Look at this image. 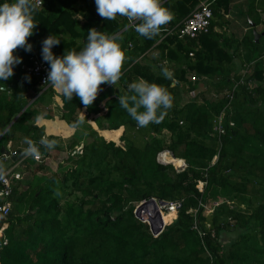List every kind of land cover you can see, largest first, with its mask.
Segmentation results:
<instances>
[{"label":"trees","instance_id":"16d2710c","mask_svg":"<svg viewBox=\"0 0 264 264\" xmlns=\"http://www.w3.org/2000/svg\"><path fill=\"white\" fill-rule=\"evenodd\" d=\"M57 1L61 10L36 7L37 27L27 40L32 50H15L22 62L0 81V155L5 157L2 146L26 137L50 155L39 144L45 129L33 121L44 112L47 95H59L63 117L87 141L80 149L76 141L60 174H46L44 165H31L33 158L23 155L19 169L30 177L13 188L10 213L0 217L8 224V243L2 246L0 237V264H264V46L252 33L241 40L226 34V15L238 0H211L210 31L196 38L181 36L180 26L205 0H160L173 19L152 39L125 17L99 16L95 0ZM5 2L11 0H0ZM248 14L247 23L257 25ZM92 28L112 37L126 59L118 83L109 90L102 84L85 108L77 96L68 100L40 85L26 68L36 56L43 59L42 41L49 35L60 40L52 48L59 58L81 51ZM242 51L246 66L240 73ZM165 67L172 79L163 76ZM140 78L174 98L164 119L147 127H138L119 105V96L134 94L128 86ZM18 82L25 88H8ZM90 117L109 132L99 134ZM163 151L183 159L186 168L160 162ZM151 199L183 201L159 235L134 212L136 203Z\"/></svg>","mask_w":264,"mask_h":264},{"label":"clouds","instance_id":"9594fccd","mask_svg":"<svg viewBox=\"0 0 264 264\" xmlns=\"http://www.w3.org/2000/svg\"><path fill=\"white\" fill-rule=\"evenodd\" d=\"M95 5L102 18L109 21L115 20L118 15L125 17L135 31L147 39L159 35L162 27L173 19L168 9L161 6L160 0H95ZM36 6L34 0H11L0 4V81L11 78L14 66L22 62L14 55L15 50H32L27 40L37 27L33 18ZM59 43L60 40L53 35L42 41V58L50 65L45 85L56 89L66 99L72 100L75 95L88 108L96 100L102 84L116 85L120 80L126 57L112 37L92 28L81 51L65 52L58 58L52 53V48ZM162 74L166 79H172L174 75L166 67L162 69ZM128 87L134 94L120 95L119 105L138 127L160 123L173 106L172 95L158 84L140 78ZM43 119V114L35 117L37 124ZM24 143L28 145L24 155L40 159L42 154L36 143L27 137ZM39 144L50 150L56 146V141L41 137Z\"/></svg>","mask_w":264,"mask_h":264},{"label":"crops","instance_id":"0c3cea01","mask_svg":"<svg viewBox=\"0 0 264 264\" xmlns=\"http://www.w3.org/2000/svg\"><path fill=\"white\" fill-rule=\"evenodd\" d=\"M165 1L167 0H162L161 3ZM45 5L47 7H52L56 10H61L63 7L62 3H60L57 0H53L51 2L47 1ZM78 7L80 9H83L85 7L84 2L79 3ZM248 13H251L252 18L255 19L256 22H258L257 25L247 23L248 21L247 19L249 15ZM78 15L80 18L82 17L80 14ZM226 17L228 21L224 26L225 30H226V27L230 26L232 29L233 28L232 26H237L234 22H238L237 32L239 33V35L235 34L236 31H232L231 29L230 31L234 33L239 38V40L243 39L245 36L249 35L250 33L254 35V31L258 32L261 35L260 39H262V37L264 36V0H253V3H252V0H238L236 1L235 5L230 9ZM252 27H253V30H252ZM244 51L240 52V54L238 55V60H239L238 63L242 64L241 67H239L240 73L245 72L244 67L246 66V63H245L244 57H242V55L244 54ZM261 62L262 63L260 64V67L264 69V60L262 59ZM110 86L111 85L106 86L103 90H106V89L109 90ZM34 99L35 98H32L31 101H33ZM51 99H52V104L47 105L46 102L48 100L50 101ZM42 109L44 111L42 113L44 116V119L41 120L38 124L36 120H33V121H35V124L45 129V135L47 138L52 137L50 138V140L56 141V146L53 149H50V150L48 149L50 152V155L44 157V159L49 163V165H51L53 164V161H54L53 159L55 158L60 159V157L63 158V156H68V154L71 153L72 149L74 148L73 146L76 145L75 143H77L76 141H80L79 135L81 134L80 133L81 128L76 129L70 122H68L67 119L63 117L64 114L62 110V101L58 94L47 95L45 104H42ZM46 114H49L50 116ZM85 114L86 112L82 111L80 113V119L84 118ZM87 122L90 123L93 129L99 132V134L102 132L103 133L109 132L108 130H100L96 122L92 121L91 117L89 118ZM10 125L8 126V128L10 127ZM24 144H25L24 141L20 140L12 144L11 146L13 147L16 146L17 151L18 150L23 151L22 148ZM82 145L83 143H81L80 141V144L77 145L75 148L79 149L80 146ZM56 155L58 157H56ZM16 162L17 160L14 161L11 157L1 159L0 166H2V170H0V173L9 167L7 165H15ZM31 165H41V163L36 162L34 159H31Z\"/></svg>","mask_w":264,"mask_h":264},{"label":"built area","instance_id":"2783aa9c","mask_svg":"<svg viewBox=\"0 0 264 264\" xmlns=\"http://www.w3.org/2000/svg\"><path fill=\"white\" fill-rule=\"evenodd\" d=\"M47 0H34V3H36V7L41 8L45 5ZM212 1L211 0H205L200 3V5L194 9L181 23L180 26V35L181 36H188L191 38H196L198 35L202 33H208L211 28V20L213 17L212 12ZM28 74L32 75L36 79L39 80L40 85H45V81L48 75V72L50 71V65L48 62H45L43 59L39 57L33 58V64L31 66H28L26 68ZM192 81H197V76H192ZM218 130L220 132H223V127L221 125V122L217 126ZM9 150V147H8ZM10 151V150H9ZM10 154L13 155H0V161L3 158H8L11 156H17V151H10ZM42 154V153H41ZM24 158L17 159V162L15 165H10L8 168H6L4 171L0 173V217L1 219H5L11 210V201L9 200V197L13 191V188L19 184V182L23 179V173L20 171V166L22 163V160ZM35 161H42L44 159L43 154L41 155L40 159H35ZM203 189V183H201ZM158 205L155 208L153 206L152 208V216H149L152 218L151 222L153 221L155 223V227L158 229V231H152L154 235H159L163 229L165 228L166 224H161L158 221L159 217L156 216L157 212L160 213H171L175 212L178 214L179 210L183 206V201H173L168 202L164 204H160L158 200H156ZM147 201H143L140 206L137 207V210L135 209V214L137 218L142 222H148L149 225H151V222H149L148 219L144 218V216H147L144 214L146 210H148V206L150 204L146 203ZM177 217V215H176ZM175 217V219H176ZM174 219V220H175ZM173 220V221H174ZM8 224L0 221V237L2 238L1 245L4 246L8 243L7 238L4 236V230L7 228ZM160 230V231H159Z\"/></svg>","mask_w":264,"mask_h":264},{"label":"rangeland","instance_id":"374dc122","mask_svg":"<svg viewBox=\"0 0 264 264\" xmlns=\"http://www.w3.org/2000/svg\"><path fill=\"white\" fill-rule=\"evenodd\" d=\"M233 20V19H232ZM234 21V20H233ZM237 26H238V22H234ZM237 26H232L233 28L231 29V27L229 26V27H226V30H225V32H226V34L227 35H229V34H233L231 31H230V29L232 30V31H236V35H239V33L237 32ZM261 41H262V45L264 46V36L262 37V39H261ZM194 74H189L188 75V78L190 79V80H192V76H193ZM117 91H119L120 90V87L119 86H117L116 88H115ZM49 97V96H48ZM185 101V100H184ZM47 103V105L49 104V105H51L52 104V99L49 101H47L46 102ZM45 104V103H44ZM101 130V129H100ZM81 134L82 133H84V131L81 129V132H80ZM84 135H86L85 133H84ZM83 135V136H84ZM82 142L81 143H85L86 141H87V138H86V136H84V137H82V140H81ZM14 144V143H13ZM28 147V145L27 144H24V146H23V148H22V150L24 151L26 148ZM82 146H80V148H81ZM17 147L16 146H10L9 147V150L11 151V152H13V151H17V149H16ZM79 148V149H80ZM161 154V153H160ZM160 154H159V156H158V159H160ZM10 155H13V154H10ZM24 155V154H23ZM23 157V156H22ZM21 157V158H22ZM26 157V156H25ZM56 157H58V156H56ZM67 156H63V158L62 157H60V159H56L55 157V159H53L54 161H53V164H51V165H49V163L45 160V159H43L42 161H36V162H39V163H41V165H44V167L46 168V170H45V172H46V174H53V173H56V172H59V174H60V172H64L65 171V169H62L61 170V168L60 167H63V165H68L69 164V162H68V160H67V158H66ZM61 160H62V162H61ZM46 161V162H45ZM43 163V164H42ZM48 163V164H47ZM47 164V165H46ZM174 165V164H173ZM7 166H10V165H7ZM175 166V165H174ZM186 166H187V164L185 163V165L183 166V167H176L178 170H183L184 168H186ZM24 174V173H23ZM26 176H28V175H26L25 174V177ZM23 177H24V175H23ZM24 177V178H25ZM28 177H30V176H28ZM21 181H23V180H21ZM199 188H202V185H201V183H200V185H199ZM142 204V202H140V203H136L135 204V209L137 210V207L138 206H140ZM207 210H208V213H211L212 212V210H213V208L209 205V206H207ZM166 213V212H165ZM176 213H175V217H176ZM157 216V215H156ZM175 217L171 220V221H169V223H171V222H173V220L175 219ZM149 222H151V220H149ZM148 223V222H147ZM169 223H167V224H169ZM166 224V223H165ZM166 224V225H167ZM160 231V230H159Z\"/></svg>","mask_w":264,"mask_h":264},{"label":"bare ground","instance_id":"6f19581e","mask_svg":"<svg viewBox=\"0 0 264 264\" xmlns=\"http://www.w3.org/2000/svg\"><path fill=\"white\" fill-rule=\"evenodd\" d=\"M160 160L164 161V162H168V163H173L176 165V167H183L185 165V161L183 159H177L175 157H173V155L171 154L170 151H163L160 154ZM148 210H146V212L144 214H146L147 216H144V218L148 219V220H152V218H150L149 216H152V208L153 205L150 204L148 207ZM175 217V212H171V213H162L159 216V219L157 222L159 223H163V224H167L169 223V221H171L173 218Z\"/></svg>","mask_w":264,"mask_h":264},{"label":"water","instance_id":"95a60500","mask_svg":"<svg viewBox=\"0 0 264 264\" xmlns=\"http://www.w3.org/2000/svg\"><path fill=\"white\" fill-rule=\"evenodd\" d=\"M260 34L258 33V32H256V31H254V37H255V41L256 42H258L259 41V39H260ZM13 72H15V67L13 68ZM176 84H178V82H176ZM20 87L21 89H24L25 87H24V84L22 83V82H18V83H16V84H11V85H9V89H12V88H15V87ZM19 117V116H18ZM17 117V118H18ZM17 118L15 119V120H17ZM14 120V121H15ZM13 121V122H14ZM13 122L11 123V124H13ZM11 126V125H10ZM1 151L3 152V153H5V155H7V156H9L10 155V151L8 150V149H6L4 146H2L1 147ZM171 154L173 155V157H174V154L171 152ZM23 156V153H22V151L21 150H18L17 151V156H12V159L14 160V161H16L18 158H20V157H22ZM160 162H163V163H168V162H164V161H161L160 159H158ZM147 204H152L155 208L157 207V205H158V203H157V201L155 200V199H151V200H149V201H147L146 202ZM159 203L160 204H164V203H166V201H159ZM157 216L159 217L160 216V213L159 212H157ZM162 224V223H161ZM150 228H151V230L154 232V231H158V229L155 227V223L152 221L151 222V225H150Z\"/></svg>","mask_w":264,"mask_h":264}]
</instances>
